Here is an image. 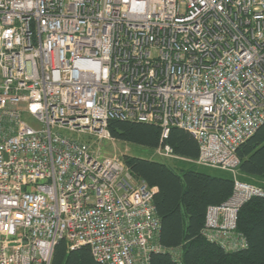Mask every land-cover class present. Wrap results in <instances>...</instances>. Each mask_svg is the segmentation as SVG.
<instances>
[{"label": "built area", "instance_id": "1", "mask_svg": "<svg viewBox=\"0 0 264 264\" xmlns=\"http://www.w3.org/2000/svg\"><path fill=\"white\" fill-rule=\"evenodd\" d=\"M110 119L189 132L195 159L155 150L231 173L201 233L246 247L238 210L264 189L237 149L264 123V0H0V264H51L60 240L100 264L163 251L156 188L93 143Z\"/></svg>", "mask_w": 264, "mask_h": 264}, {"label": "trees", "instance_id": "2", "mask_svg": "<svg viewBox=\"0 0 264 264\" xmlns=\"http://www.w3.org/2000/svg\"><path fill=\"white\" fill-rule=\"evenodd\" d=\"M107 127L116 141L152 150L168 145L180 157L198 156L196 140L178 127H171L165 138L154 123L110 119ZM237 153V177L264 189V123L238 147ZM122 159L136 179L156 188L153 203L160 218L158 240L163 251L151 253L148 264H264V195L253 196L240 206L236 231L243 236L246 247L228 251L208 241L201 230L207 206L222 203L231 195V173L220 169L221 174L191 168L175 171L161 161L125 153ZM51 264L100 263L87 246L70 249L67 241L60 240L53 249Z\"/></svg>", "mask_w": 264, "mask_h": 264}, {"label": "rangeland", "instance_id": "3", "mask_svg": "<svg viewBox=\"0 0 264 264\" xmlns=\"http://www.w3.org/2000/svg\"><path fill=\"white\" fill-rule=\"evenodd\" d=\"M24 119L27 120L32 126L39 128L40 125L37 123L36 120L33 119L30 115L24 116ZM83 140H89L87 136H80ZM94 145H98L100 150L105 155H112L116 154L118 156H122V154H130L135 155L143 158H151L157 161H161L166 163L168 166L173 168L175 171H178L180 168H191L195 170H199L202 172H206L209 174H221L222 172L215 168L204 167L197 164L189 163L188 160L176 159L170 157L168 155L163 154L162 152H158L155 149H149L143 147L141 145L123 142V141H116L112 138L110 139H103L101 141H97L96 143L93 142ZM175 255V252H172Z\"/></svg>", "mask_w": 264, "mask_h": 264}]
</instances>
